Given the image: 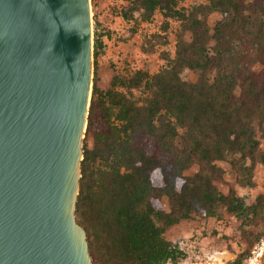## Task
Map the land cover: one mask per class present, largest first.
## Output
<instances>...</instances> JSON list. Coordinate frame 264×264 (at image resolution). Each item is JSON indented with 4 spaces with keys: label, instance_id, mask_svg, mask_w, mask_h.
<instances>
[{
    "label": "trees",
    "instance_id": "16d2710c",
    "mask_svg": "<svg viewBox=\"0 0 264 264\" xmlns=\"http://www.w3.org/2000/svg\"><path fill=\"white\" fill-rule=\"evenodd\" d=\"M127 1L125 19L138 12L141 21H150L159 11L179 19L181 30L166 67L116 76L105 91L97 84L104 42L95 32L85 132L92 146L83 148L75 209L92 262L179 264L180 250L166 230L221 208L247 227L250 253L264 238V194L248 204L235 192H221L215 181L223 172L218 162L228 159L238 182L253 186L255 166L264 164L258 138L264 124V0H207L190 9L181 6L185 0ZM214 12L221 18L211 27ZM186 69L196 73L195 81L183 78ZM139 88L146 93L142 101L133 94ZM194 164L198 170L187 175ZM245 258L242 252L231 264Z\"/></svg>",
    "mask_w": 264,
    "mask_h": 264
},
{
    "label": "water",
    "instance_id": "95a60500",
    "mask_svg": "<svg viewBox=\"0 0 264 264\" xmlns=\"http://www.w3.org/2000/svg\"><path fill=\"white\" fill-rule=\"evenodd\" d=\"M90 0H0V264H93L75 209Z\"/></svg>",
    "mask_w": 264,
    "mask_h": 264
},
{
    "label": "rangeland",
    "instance_id": "374dc122",
    "mask_svg": "<svg viewBox=\"0 0 264 264\" xmlns=\"http://www.w3.org/2000/svg\"><path fill=\"white\" fill-rule=\"evenodd\" d=\"M206 2L207 0H185L181 6L190 9ZM128 4L127 0H90L93 44L96 31L102 35L104 42L102 52L97 58V84L103 91L112 87L116 76L125 79L138 70L154 74L166 67L169 60L175 56L181 21L165 18L159 11L150 21H141L138 12L133 19L127 20L123 17L122 10ZM220 18L221 14L218 12L212 13L209 17L210 26L213 27ZM260 68L261 66L257 65L255 70L259 71ZM95 69L92 50L91 86ZM182 76L190 81H195L197 77L195 72L187 69ZM133 94L140 101L146 96L143 88L134 89ZM258 138L261 149L264 150V124L258 129ZM85 144L91 147L92 138L86 137L84 133L83 148ZM218 165L223 172L222 177L215 181V185L224 194L235 192L248 204L258 195L264 194V164H256L253 186L238 182L237 174L228 159L218 162ZM198 168V165L194 164L186 174L192 175ZM163 204L169 211L168 198L163 199ZM246 229L239 219L221 208L215 216H197L182 220L169 227L165 236L178 246L179 264H231L242 252L247 254L243 264H264V238L256 242L249 253Z\"/></svg>",
    "mask_w": 264,
    "mask_h": 264
},
{
    "label": "bare ground",
    "instance_id": "6f19581e",
    "mask_svg": "<svg viewBox=\"0 0 264 264\" xmlns=\"http://www.w3.org/2000/svg\"><path fill=\"white\" fill-rule=\"evenodd\" d=\"M263 251H264V248H263ZM263 251H262V252H263ZM260 254H261V253H260Z\"/></svg>",
    "mask_w": 264,
    "mask_h": 264
},
{
    "label": "built area",
    "instance_id": "2783aa9c",
    "mask_svg": "<svg viewBox=\"0 0 264 264\" xmlns=\"http://www.w3.org/2000/svg\"><path fill=\"white\" fill-rule=\"evenodd\" d=\"M260 253H261V252H260ZM260 253H259V254H260Z\"/></svg>",
    "mask_w": 264,
    "mask_h": 264
}]
</instances>
